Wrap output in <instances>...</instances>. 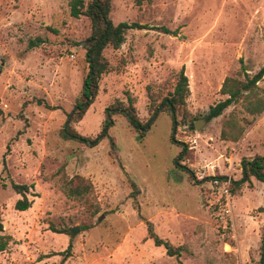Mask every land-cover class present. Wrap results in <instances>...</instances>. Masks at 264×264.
<instances>
[{
  "label": "rangeland",
  "instance_id": "374dc122",
  "mask_svg": "<svg viewBox=\"0 0 264 264\" xmlns=\"http://www.w3.org/2000/svg\"><path fill=\"white\" fill-rule=\"evenodd\" d=\"M110 18L148 28L130 29L119 48L104 49L110 71L83 119L72 124L78 132L98 136L107 107L126 100L125 90L148 122L147 86L159 105L183 66L190 86L175 131L165 104L144 139L124 115L114 114L108 132L116 157L107 136L88 146L63 135L88 71L91 20L73 17L70 0H0V217L10 236L0 264H180L149 237L148 222L182 247V264H258L264 182L252 177L232 192L235 237L226 239L209 207L215 195L208 182L224 175L233 183L245 159L264 155V111L249 109L264 96V77L222 115H206L226 97L221 88L227 77L243 84L264 64V0H112ZM203 118L207 122L197 129ZM183 147L180 163L194 176L176 165ZM63 174L89 178L91 193L68 196ZM11 181L34 185L28 209H16L22 194Z\"/></svg>",
  "mask_w": 264,
  "mask_h": 264
},
{
  "label": "trees",
  "instance_id": "16d2710c",
  "mask_svg": "<svg viewBox=\"0 0 264 264\" xmlns=\"http://www.w3.org/2000/svg\"><path fill=\"white\" fill-rule=\"evenodd\" d=\"M143 1L144 0H136V3L142 4ZM111 10L112 0H70V13L73 17L79 18L82 15H85L91 20L92 40L87 44L86 61L88 63V71L84 77L82 92L80 97L77 99L72 111L67 114V120L64 125L63 135L67 139H76L87 144L88 146L97 145L102 137L107 136L109 137L111 145V153L116 157V153L118 151L117 144L114 137H112L108 132V130L114 125V114L120 113L124 115L127 118L131 128H133L140 134L139 139H144L147 133L146 129L151 125V121L156 117L158 113H160L161 111H166L165 108H161L162 105L165 104V106L168 108L169 113L172 115L173 129L175 131L177 124V115L184 109V107H186V100L190 95V86L189 78L186 75L185 67L183 66L178 72L176 84L173 90L170 92V96L165 98L164 101L159 105L156 104V93H154L151 86H147L149 105L152 112L151 118L148 120V122L143 123L141 121L136 107L137 98L132 95V92L130 90H125L124 94L126 95V100L117 98L110 106L107 107L104 126L98 136L92 138L78 132V130H76L72 126V124L83 119L86 112L98 96L100 90V80L102 79L104 74L110 71L109 61L103 53L104 49L108 45H112L114 48H119L126 39V32L130 29L148 28L147 24L136 21H121L115 24L110 18ZM164 29L168 31V29ZM263 77L264 64L253 76L247 75L248 80L243 84H241L234 78L227 77L221 88V94L226 95V97L219 100L217 103L210 107L206 118L208 120H211L222 115L228 107H230L240 99L241 94H243L244 91H249L250 89H252ZM39 102L42 104L45 101L39 100ZM251 103L252 106L250 104V107H248L250 109V112H252L253 114H259L264 111V96L257 97L256 100ZM45 105L50 109H55V106L49 105L46 102ZM190 127H194L193 122L190 123ZM173 133L172 139L175 142H179L175 140V136ZM223 134L225 135V133ZM186 151L187 147H183L179 159H176L175 162L177 167H180L181 169L188 172L190 176H194V172L192 170L180 163V161L183 160ZM218 177L226 178L227 176L223 175ZM252 177L264 182V155H258L254 158L245 159L243 161L242 177L232 183V192L235 193V188L240 187L243 183L250 182ZM60 179L62 182L63 190L67 193L68 196L74 199L86 197L91 193L93 189L91 180L81 174H76L71 177L63 174ZM2 180L3 178L2 176H0V181ZM131 184L135 189H138L136 182L131 180ZM11 186L16 192L22 194V198H19L16 201V209L21 211L28 209L32 205L33 200L30 199L27 194L30 192V188L34 187V185L11 181ZM54 230L57 232L70 233L69 230ZM3 232L4 224L0 217V251H3L7 248L10 238L9 235L4 234ZM148 232L149 237L154 239V242L157 246H164L167 250V253L170 256H176L179 263L182 264V261L180 259L183 251L182 247L173 246L169 241L164 240L159 235H157L150 222H148ZM71 248L72 242L69 244L68 248L65 251L61 252V254H64V257H68L70 255ZM258 264H264V239L261 246V254Z\"/></svg>",
  "mask_w": 264,
  "mask_h": 264
},
{
  "label": "built area",
  "instance_id": "2783aa9c",
  "mask_svg": "<svg viewBox=\"0 0 264 264\" xmlns=\"http://www.w3.org/2000/svg\"><path fill=\"white\" fill-rule=\"evenodd\" d=\"M208 183L213 195H215V198L208 199V203L218 222L221 238H234L232 180L228 177L220 178L216 176L211 177Z\"/></svg>",
  "mask_w": 264,
  "mask_h": 264
},
{
  "label": "water",
  "instance_id": "95a60500",
  "mask_svg": "<svg viewBox=\"0 0 264 264\" xmlns=\"http://www.w3.org/2000/svg\"><path fill=\"white\" fill-rule=\"evenodd\" d=\"M207 122V119L203 118V119H199L195 122V127L197 129L201 128V126H203L205 123ZM78 231V228H73L72 229V234H74L75 232Z\"/></svg>",
  "mask_w": 264,
  "mask_h": 264
}]
</instances>
